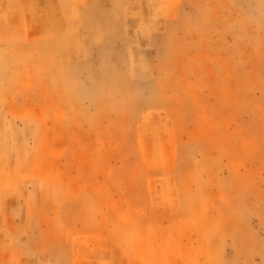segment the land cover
I'll return each instance as SVG.
<instances>
[{"label":"rangeland","instance_id":"obj_1","mask_svg":"<svg viewBox=\"0 0 264 264\" xmlns=\"http://www.w3.org/2000/svg\"><path fill=\"white\" fill-rule=\"evenodd\" d=\"M0 264H264V0H0Z\"/></svg>","mask_w":264,"mask_h":264}]
</instances>
